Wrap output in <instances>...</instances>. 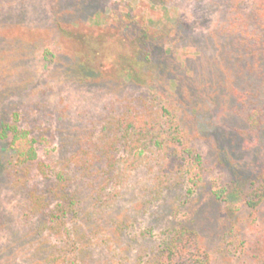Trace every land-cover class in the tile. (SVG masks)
<instances>
[{
	"label": "rangeland",
	"instance_id": "obj_1",
	"mask_svg": "<svg viewBox=\"0 0 264 264\" xmlns=\"http://www.w3.org/2000/svg\"><path fill=\"white\" fill-rule=\"evenodd\" d=\"M125 14L144 18L152 30L148 40H157L152 64L136 73L140 88L126 89H149L174 104L182 126L198 132L196 145L207 171L198 188L185 182L145 209L138 193L127 195L111 216H129L135 234L151 230L154 239L167 228L195 230L213 264H248L236 249L235 233L248 235L264 222V208L251 213L238 189L264 166V101L252 104V97L230 86L225 76L208 73L205 62L215 51L204 45L202 33L207 27L200 25L192 5L162 8L151 0H0V120L11 121L17 113L19 125H26L33 120V111L38 114L37 107H52L60 99L69 104L71 117L83 114L97 119L111 91L121 79L128 80L108 76L116 73L113 68L108 71L107 64L110 56L113 60L128 50L125 40L121 39L122 45L117 42L113 21ZM188 31L195 35L189 37ZM16 51L18 57L13 55ZM43 51L52 58L44 60ZM55 127L52 123L45 141L36 145L38 156L47 163L55 160L60 146ZM11 137L9 133L0 139V264H38L33 245L37 223L25 210L21 190L11 185ZM144 176H138L139 184L146 181ZM90 256L89 264H112L104 247Z\"/></svg>",
	"mask_w": 264,
	"mask_h": 264
},
{
	"label": "trees",
	"instance_id": "obj_2",
	"mask_svg": "<svg viewBox=\"0 0 264 264\" xmlns=\"http://www.w3.org/2000/svg\"><path fill=\"white\" fill-rule=\"evenodd\" d=\"M151 1L162 8L192 5L200 25L207 27L204 45L215 51L205 62L208 73L225 76L230 86L252 97V104L264 101V0ZM121 16L113 20L116 40L129 47L113 60L110 56L108 71L113 68L117 75H107L128 80L121 79L111 91L97 119L71 117L69 104L60 99L52 107H37L38 114L33 111L26 125H19L17 113L11 121L0 120V139L12 134L11 185L21 190L25 210L37 223L36 263L89 264L93 251L104 247L112 264H213L195 230L167 228L154 239L151 230L135 234L129 216H111L127 195L138 193L145 209L185 182L198 188L207 171L196 145L198 132L182 126L174 104L149 89H126L140 88L136 73L152 64L157 40H148L152 30L144 18ZM192 31L189 37L195 35ZM50 57L42 52L44 60ZM52 123L60 146L55 160L47 163L36 145L45 141ZM140 175H145L144 184H139ZM238 192L251 213L263 209L264 166ZM235 235L241 257L248 264H264V222L248 235L240 230Z\"/></svg>",
	"mask_w": 264,
	"mask_h": 264
}]
</instances>
